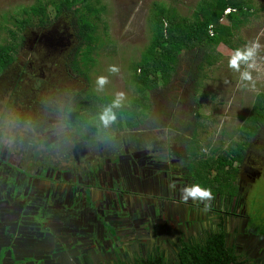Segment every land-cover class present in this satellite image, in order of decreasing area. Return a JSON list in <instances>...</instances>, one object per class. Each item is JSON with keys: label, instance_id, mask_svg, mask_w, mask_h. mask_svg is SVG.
Segmentation results:
<instances>
[{"label": "flooded vegetation", "instance_id": "flooded-vegetation-1", "mask_svg": "<svg viewBox=\"0 0 264 264\" xmlns=\"http://www.w3.org/2000/svg\"><path fill=\"white\" fill-rule=\"evenodd\" d=\"M53 25V37L47 39L50 47L79 44L70 24L60 18ZM40 36L35 41L42 45ZM29 50L33 51L31 44ZM31 64L23 73L33 77L36 72L41 82L47 79L41 78L42 70L36 71ZM11 65L0 74L9 72ZM11 81L0 101V260L4 264H139L158 258L140 259L138 251L146 252L153 236L161 238L162 231L188 227L204 232L203 243L180 247L179 264L183 248L200 252L217 234L225 240L223 231L211 236L208 230V225L223 223L227 234L231 231V236L238 238L236 246L246 243L247 238L256 243L258 255L264 258V225L250 214L246 203L247 189L264 174V167L245 164L248 148L230 171L235 177L231 181L234 189L212 191L215 199L206 211L204 203L192 196V186L199 185L201 179L191 171L193 158L186 150L196 123L191 128L187 123L180 133L166 128V134H148L138 131L140 125L126 128L132 133L124 136H120L121 129L109 134L84 133L66 114L70 115L75 101L88 92L77 91L60 111L53 112L29 101L22 86L23 74H12ZM57 114L65 120L56 121ZM62 122L69 129L65 134L55 130ZM91 144L97 147L94 153ZM213 176L215 172L209 177ZM184 187L188 189L184 193L187 203L181 200ZM153 191V195L160 192L158 198L164 206L148 202ZM216 200L222 204L220 219Z\"/></svg>", "mask_w": 264, "mask_h": 264}, {"label": "rangeland", "instance_id": "rangeland-1", "mask_svg": "<svg viewBox=\"0 0 264 264\" xmlns=\"http://www.w3.org/2000/svg\"><path fill=\"white\" fill-rule=\"evenodd\" d=\"M40 1L46 2L48 0ZM199 1L102 0L100 6H104V12L99 16V21H96L98 49L92 54L93 64L90 65V70L86 72L84 67L80 69L85 71L87 79L84 75L75 73L71 69L70 62L76 50V42L68 47L56 49L50 47L47 42L43 46V44H37L35 41V38L41 34L51 32L54 27L53 23L58 22L60 18L62 22L67 25L70 24L69 26L74 32V17L71 14L67 18L59 17L52 21L54 11L49 7L47 24L52 22L49 27L39 29L37 21L34 20L31 26L20 31L16 27L15 20L22 19V10L35 5L38 0H0V45L11 41V37H13L17 49L16 61L11 65L9 72L0 74V101L4 100L6 90L12 85V74L21 73L24 75L22 85L26 91L22 90L24 94L30 97L29 101L36 103L38 108L42 106L48 111H60V107L64 105L65 101L80 90L85 93L92 92L99 96H112L119 103L129 104L131 100L142 95L132 81L133 67L141 60V55L151 39L149 15L153 11V6L158 5L165 9L174 8L179 16L191 19ZM252 3L258 8L264 5V0H252ZM224 22L225 20L222 19L221 23ZM244 28L246 29L239 30V36L243 42L242 51L246 45L251 47L250 41L253 40H259L261 45L264 44V16L262 21H257L252 26ZM30 44L33 51L29 50ZM208 54L212 60V65L208 66L205 62L200 72H198L199 67L197 69L200 63V52L194 51L191 54H184L180 58L174 73L169 77L168 84L159 85L149 92L147 101H149L151 111L148 119L138 129V131L148 134L160 132L166 134V128L171 133H180V131L183 132L182 128L187 123L190 128L196 123L197 128H193L192 132L199 139V148L202 149V153H197L198 146L195 148L193 146L192 149L196 151L190 155L194 157L197 155L199 156L198 160L205 159L204 161H209L211 155L216 157L227 148L229 143H237L240 136L236 131L239 129L248 131L252 128L253 122L250 118V112L253 101L258 94H264V71H262L263 65L259 61H257L259 71L249 69L255 81L253 87L251 81L240 79L242 72L246 70V65L242 63L240 71L228 67V60L234 54L233 51L221 46L218 49L215 47L209 50ZM29 62L32 63L31 66L36 71L42 70L41 78L47 77V79L41 82L40 77L36 75V72H33V75L36 76L34 75L35 78L30 80L34 76H27L23 73ZM110 66H116L119 70L112 72ZM101 76L107 78V83L103 86L97 83V78ZM60 120L64 121L65 118L58 116L56 121ZM50 122L54 124L53 121ZM65 122L58 123L55 130H61L63 134L67 133L69 129ZM100 122L97 120L94 127L98 128ZM99 133L102 132L99 131ZM109 133L105 131L104 134ZM127 133L131 134L132 131H128L126 128L124 131L121 129L120 136ZM194 134L192 135L193 138H195ZM177 142L179 141L177 140ZM90 147L91 150L93 149V153L95 149L97 150L93 144ZM180 149L182 148L180 147ZM189 149L190 143L188 142L186 150ZM246 157V165L255 166V168L264 167V128L250 142ZM196 164L197 170L194 172L201 179L198 182L201 188L211 189L212 192L225 187V193L234 189L231 180L226 181L220 177H215V179L211 177L207 181L206 173L201 170V167L206 169L208 163ZM250 186L247 189V208L250 214L262 221L264 225V174H261L260 179H255ZM153 193L154 191L148 202L153 206L163 205V200L158 198L160 192H157L159 195H153ZM139 198L140 196H138ZM141 201L145 202V198H142ZM173 205L170 204L172 207H178L177 204ZM215 209L217 218L220 219L222 211L220 200H216ZM215 221L214 218L213 222ZM219 221L221 223V220ZM232 221L236 222L235 220ZM208 228L211 230V236L220 231L227 234L225 223L216 227L208 225ZM244 241L247 243L249 240L245 238ZM153 242H150V245ZM232 242L235 244L238 242V238L232 239L228 243L231 244ZM253 245L256 246V243ZM236 259L238 262H242V260ZM261 259H264L263 256Z\"/></svg>", "mask_w": 264, "mask_h": 264}, {"label": "trees", "instance_id": "trees-1", "mask_svg": "<svg viewBox=\"0 0 264 264\" xmlns=\"http://www.w3.org/2000/svg\"><path fill=\"white\" fill-rule=\"evenodd\" d=\"M101 1L48 0L42 2L38 0L35 5L22 10V19L15 20V24L18 30L24 31L36 20L38 28L45 29L52 24V22L47 24L49 7L54 11L52 21L59 17H69L71 14L74 17V34L79 44L76 46L70 65L72 70H77L88 79L85 71L90 70V65L93 64L92 54L98 49L97 22L99 16L104 12V6H100ZM250 7L244 0H200L195 6L191 19H189L179 16L174 8L165 9L154 5L153 11L149 15L152 33L150 42L142 53L141 60L133 67L132 81L142 95L125 105L116 101L112 96H99L88 92L80 97L77 102L75 101L74 109H69L70 115L66 112L67 119L78 125L84 133L89 134L99 133V131L102 133L105 131L113 132L124 127L127 129L137 128L149 115L148 93L159 85L168 84L169 77L174 73L180 58L184 54L198 51L200 52L198 72L201 71L205 62L211 66L212 60L208 51L220 44H224L228 48L232 47L235 25L241 23L238 16H240L239 14L249 15L247 11ZM226 10H230V12L224 14ZM223 17L230 20L229 25H223L220 22ZM210 31H212V36ZM16 51L13 37H11V41L0 45V71L12 64ZM81 67H84L85 71L80 70ZM252 105L250 112V118L253 122L252 128L248 131L244 129L236 131L239 133L240 142L229 143L227 149L222 150L216 157L211 155L209 161L198 160L199 156L191 155L193 158L192 172L197 170L196 163H208L206 169L201 167V170L206 173L207 181L213 172H215L213 179L220 177L226 181H234L235 177L230 171L236 163L241 162L251 139H254L255 135L264 128V94H258ZM106 113L110 117L107 123L102 118ZM97 120L101 121L98 128L93 125L96 124ZM193 134L194 132H192ZM195 138L191 137L190 149L187 150V153H192V147L197 146ZM199 152L198 150L197 153ZM178 260L179 264H245L238 262L234 256L228 253L222 234H217L209 239L200 252L194 248H183L179 252ZM139 264L165 263L156 258Z\"/></svg>", "mask_w": 264, "mask_h": 264}, {"label": "crops", "instance_id": "crops-1", "mask_svg": "<svg viewBox=\"0 0 264 264\" xmlns=\"http://www.w3.org/2000/svg\"><path fill=\"white\" fill-rule=\"evenodd\" d=\"M244 2H247L248 5L251 6L249 11H247L249 15L239 14L240 16H238V19H240L241 23L235 25L232 47L228 48L224 44H220L216 49L223 46L233 52H235L236 49L242 51L241 45H243V42L239 36V30L246 29L244 27H250L257 23V21H262V17L264 16V5L257 8L253 5L252 0H244ZM222 19L225 20V22L222 23L223 25H229L230 20L227 17H223ZM257 61L263 65L262 71H264V44L261 45ZM160 235L162 236L161 238H155V236H153L154 239H152L154 242L151 247H148L146 252H143V250L138 251V258L142 259L144 256L147 258L158 257L161 258L165 264H177V254L182 245L185 243L195 244L196 241H201L203 243L206 239L204 232H196L194 229L192 230L188 227L186 229H179L178 231H162ZM224 237L226 242L225 247L229 254L242 260L245 264H264V261L260 257L261 255H258L259 248L255 247L251 242H241L239 246H236L233 242L231 244L228 243L232 241V239H235V237L231 236V231L229 235L224 233Z\"/></svg>", "mask_w": 264, "mask_h": 264}, {"label": "clouds", "instance_id": "clouds-1", "mask_svg": "<svg viewBox=\"0 0 264 264\" xmlns=\"http://www.w3.org/2000/svg\"><path fill=\"white\" fill-rule=\"evenodd\" d=\"M250 43L251 47H248L246 45L243 51H241L240 49L235 50L234 54L229 57L228 67L230 69H234L235 71H240L241 64L243 63L244 65H246V70L242 72L240 79L242 81H251L252 86L254 87L255 81L253 80L252 72L249 71V69L259 71L257 57L261 49V44L259 43V40H253L250 41ZM118 70L119 69L116 66H110V71L116 72ZM97 83L103 86L105 83H107V78L103 76L98 77ZM244 87H247V85H244ZM102 118L107 123L110 117L108 113H106ZM192 187L194 188V192L192 193L193 199L199 200L200 202L204 203V210H210L211 201L215 199V197L212 195L211 189L201 188L198 184L193 185ZM187 191V187L181 189V200L185 203H187L188 201L187 196L184 195V193Z\"/></svg>", "mask_w": 264, "mask_h": 264}, {"label": "water", "instance_id": "water-1", "mask_svg": "<svg viewBox=\"0 0 264 264\" xmlns=\"http://www.w3.org/2000/svg\"><path fill=\"white\" fill-rule=\"evenodd\" d=\"M52 32L53 31H49V32H47V33H45V34H42L41 36H40V38L42 39V41H44V42H42L43 44H46V42H47V44L49 43V44H51L47 39H49V38H52L53 36H52ZM2 249L0 248V251H1ZM0 264H4L3 263V260H0Z\"/></svg>", "mask_w": 264, "mask_h": 264}, {"label": "built area", "instance_id": "built-area-1", "mask_svg": "<svg viewBox=\"0 0 264 264\" xmlns=\"http://www.w3.org/2000/svg\"><path fill=\"white\" fill-rule=\"evenodd\" d=\"M229 12H230V10H226V11L224 12V14H227V13H229ZM209 33H210V35L212 36V31H210Z\"/></svg>", "mask_w": 264, "mask_h": 264}]
</instances>
